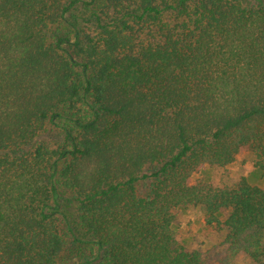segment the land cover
Returning a JSON list of instances; mask_svg holds the SVG:
<instances>
[{
	"label": "trees",
	"instance_id": "1",
	"mask_svg": "<svg viewBox=\"0 0 264 264\" xmlns=\"http://www.w3.org/2000/svg\"><path fill=\"white\" fill-rule=\"evenodd\" d=\"M249 151L264 171V0H0V264H208L188 206L221 264L260 262L264 187L193 179Z\"/></svg>",
	"mask_w": 264,
	"mask_h": 264
},
{
	"label": "rangeland",
	"instance_id": "2",
	"mask_svg": "<svg viewBox=\"0 0 264 264\" xmlns=\"http://www.w3.org/2000/svg\"><path fill=\"white\" fill-rule=\"evenodd\" d=\"M81 7V6H80ZM88 11L80 9L78 18L84 24L85 18H88ZM69 24L66 28H69ZM63 137L62 133L54 128L43 132L38 140L56 144ZM260 155L257 152L249 151L237 155L236 159L228 165H205L194 173L193 179H202L215 185H234L241 178L258 187H264V171L255 166V162ZM153 166H148L146 172L150 173ZM151 187V180L144 179L138 183V193L147 195ZM175 229L180 241L189 249H197L208 257V264H221L218 259L224 256L226 244V230L219 226H207L204 223V212L201 207L188 206L182 210L175 222ZM231 264H264V260L254 262L244 254H239L234 258Z\"/></svg>",
	"mask_w": 264,
	"mask_h": 264
}]
</instances>
